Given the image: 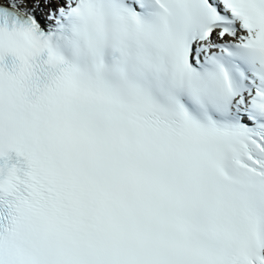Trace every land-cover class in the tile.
<instances>
[{
  "label": "snow or ice",
  "instance_id": "1",
  "mask_svg": "<svg viewBox=\"0 0 264 264\" xmlns=\"http://www.w3.org/2000/svg\"><path fill=\"white\" fill-rule=\"evenodd\" d=\"M13 152L0 264H264V0H0Z\"/></svg>",
  "mask_w": 264,
  "mask_h": 264
}]
</instances>
